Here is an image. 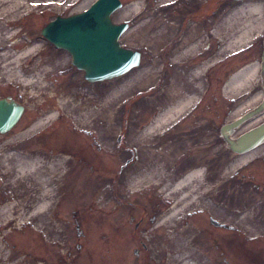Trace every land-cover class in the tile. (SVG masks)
Returning <instances> with one entry per match:
<instances>
[{
  "label": "rangeland",
  "instance_id": "374dc122",
  "mask_svg": "<svg viewBox=\"0 0 264 264\" xmlns=\"http://www.w3.org/2000/svg\"><path fill=\"white\" fill-rule=\"evenodd\" d=\"M21 1L25 2L26 10L19 9L15 13H8V16H0V28L6 31L3 37L0 35V43L8 46L11 58H14L21 50L35 46L36 41L43 48L45 56L58 58L62 68L48 74L49 67L41 65L25 76L18 74L10 80L7 79L5 69H0V96L24 98V118L27 121L37 110L42 113L48 109L59 110L62 123L59 121L55 126L56 140L50 150L64 155L68 165L57 171L56 180L48 186L49 194L53 198L49 211L57 219L55 228L59 233L46 237L23 218L13 219V212H10L7 221L0 215V241L7 244V251L12 253L15 260L35 261L37 264H102L96 257V252L102 255L105 251L104 225L108 213L114 217L115 213L121 212L127 220L132 218L129 221V231L132 230L133 223L142 216L145 231L144 236L140 234V238L148 243V253L160 264H173L170 259L174 255L170 234L177 233L181 226L175 227L174 222L159 225L160 215L168 206L163 193L154 187L128 188L127 177L150 163L159 169L162 176L173 173L182 170L185 167L183 163L197 160V153L205 152V158L202 157L199 161L206 169L208 180L203 205H192L180 213L178 218L188 229L192 243L200 252V259L204 264H224L215 254L210 256L212 252L207 243V231L201 220L206 213L217 215V212H229L226 203L230 193L226 194L224 186L227 185L225 180L232 174L230 164L233 158L225 148V141L219 137L218 127L234 116L223 115L220 106L228 103L235 90L225 92L223 86L228 78L222 83L220 75H228L230 72L232 74L235 54L243 53L261 30L256 25L252 27L251 21L254 19L261 22L262 18L258 20L256 17L264 15V4L262 10L256 13L248 10V5L255 0L220 6H216L212 0L202 9H198L190 0H186V5L181 6L182 9L173 3L175 0H121L123 6L112 14L111 19L115 23L128 22L129 27L120 36L119 42L124 47L141 51L140 64L121 76L89 82L84 78L83 71L72 64L71 55L64 49H56L42 36L41 29L56 16H67L85 10L94 0ZM237 9L238 12L234 13ZM203 10H206L207 16L202 18L199 14L195 15L196 12L203 13ZM188 14L193 17L188 18ZM225 20L233 22L238 32L248 28L250 37L213 57L223 42L213 33L215 22ZM193 27L196 28L194 35L190 32ZM178 32H183L180 41L171 50L162 51L166 41L177 36ZM191 38H196L197 47L190 46L183 53ZM3 51L0 50V55ZM199 51L202 53L193 56ZM39 52L26 57L25 65H32L41 57ZM206 59L209 60L208 64L196 76V67ZM18 60L21 61L22 58ZM9 68H12L11 65ZM176 74H180L188 82V86L179 84V81L175 82L179 84H176L178 91L196 87L198 93L181 114L174 116L157 130H167L164 141L173 138L180 141L172 150L160 153L155 149L152 153L148 140L140 133L155 114L172 100L167 94L171 91ZM37 75H40L38 80ZM22 78H28L30 83L20 82ZM63 87L71 90L72 105L76 104L79 108L75 110L76 113L65 111L61 108L64 105L61 102V107H58V98H64L60 97ZM106 100L111 101L112 118L107 117L106 108L102 110ZM249 102L250 105H255L257 100ZM40 103L43 109L39 108ZM79 111L88 113L90 117L76 121ZM204 118L207 122L205 131L190 128L194 126L189 127L195 119L194 125L204 121ZM262 119L264 115L259 119H250L243 129L255 126ZM124 123L128 126V150H123L115 140ZM200 140L206 141V146L195 144ZM31 142L29 147L25 146L31 149H23L21 154L36 152L49 155L44 149L38 150L43 148L38 141ZM18 164L15 163V168ZM32 171L35 173L31 177L29 189L23 191L16 187V195L9 200L22 203L20 208L23 217L27 216L25 213L44 186L40 182V175H44V179L51 176L47 174L49 170L46 168H35ZM3 183L4 180H1L2 185ZM220 192L224 193L223 201L217 195ZM104 193V198L100 199ZM8 196L0 193V201L9 199ZM55 207L57 213L54 215ZM153 216L156 220L149 224L147 218ZM74 219L77 220L78 227H75ZM191 258L194 259L193 256ZM199 261L191 262L194 264Z\"/></svg>",
  "mask_w": 264,
  "mask_h": 264
},
{
  "label": "flooded vegetation",
  "instance_id": "af4514ba",
  "mask_svg": "<svg viewBox=\"0 0 264 264\" xmlns=\"http://www.w3.org/2000/svg\"><path fill=\"white\" fill-rule=\"evenodd\" d=\"M190 1L197 5L198 9H202L212 0ZM244 1L245 0H214L216 6L229 3L235 5ZM173 3L177 4L179 8L182 9L181 6L186 5V0H175ZM255 3L263 5L264 0L252 1V4ZM200 13L196 12L195 15L199 14L198 16L202 18L207 16L206 10H203L202 14ZM189 17L193 16L188 14V18ZM261 18V22L257 24L261 30H259L257 35L253 38L246 50L243 53L235 54L234 58L232 73L242 70L247 65L254 66L253 72L250 74L249 78H247L248 83L245 81L246 78H243V84L235 90L234 96L228 100V103L220 106L223 115H234L231 119H227L218 127L219 137L225 141V148L233 158L230 164L232 174L225 180L227 185L224 186L227 190L226 194L230 193L226 203L229 212L222 214L217 212L219 213L217 215L206 213L201 217V220L204 222L202 223L203 228L207 231L206 238L208 247L212 252L210 256L215 254L224 264H264V141L247 151L238 152L231 148L230 144L221 134V128L224 124L237 120L250 112L256 111L239 125L229 129L231 132V139L234 141H236L243 132L255 127L264 120L262 119L253 127L246 128L245 130L243 129L248 125L247 123L250 119L255 118L257 115L259 117L264 115V107L261 108L264 103V15H262ZM182 33L178 32L177 36H172L170 41H166L162 51L171 50L172 47L180 41ZM42 51L43 49L39 52L40 58H49L45 56ZM231 75V72L228 75L221 74V82L223 83L227 78L229 79ZM0 99H6L8 102H13L23 108L20 116L13 124L3 130L0 128V193L2 194L3 192L9 195V199H2V201H0L4 204L9 202V200L16 195L15 190L17 183L12 181L13 171L16 169L13 153H19L23 151V149H31L27 147L32 144L31 141L36 140L38 144H42L43 146V148L38 150L44 149L49 154H57L58 152L55 153V151H51L50 149L54 146L53 143H55L56 140L54 139V134H56L55 126L59 121L62 123V119H60V113L59 110H57L55 118L46 125L37 127L35 130L23 135V130L31 122H34L40 117H44L51 110L48 109L45 113L37 110L36 113L34 112V116L27 121L24 118L26 111L24 98H14L10 95H6L0 96ZM251 100H257V103L255 105H250L249 101ZM39 106V108L43 109L41 103ZM243 108L245 111H242ZM124 119L127 121V117ZM196 119L193 123L196 122ZM193 123L190 124L189 127H194L190 128L203 131L206 130L207 122L205 118L204 121H200V123L196 125ZM127 129V123H124V126L122 125L115 138L116 144L122 147L123 150L129 149L127 148ZM195 144H205L206 146V141L200 140ZM132 150L135 151L134 148H132ZM251 153H253L251 157H247L242 161L238 160V158ZM205 154V152L202 154L197 153V160L200 161L202 157L205 158ZM195 161H188L186 167L192 166ZM12 163H14V166ZM1 180H4L3 185L1 184ZM217 195H219L223 201L224 193L220 192ZM115 214L114 217H111L108 213L104 225L106 226L104 254H97L96 250L93 248L99 262L102 264H160L151 253H148V243L140 238V234L144 236V218L140 216L133 223L132 230L129 231V228H131L129 221L132 220V218H128L127 220L121 212ZM147 219L149 224H152L156 220L154 216ZM74 224L75 227H78L77 220L75 219Z\"/></svg>",
  "mask_w": 264,
  "mask_h": 264
},
{
  "label": "bare ground",
  "instance_id": "6f19581e",
  "mask_svg": "<svg viewBox=\"0 0 264 264\" xmlns=\"http://www.w3.org/2000/svg\"><path fill=\"white\" fill-rule=\"evenodd\" d=\"M26 8L27 6L25 2H22L21 0H0L1 17L3 14H6V16H8V13L10 14L15 13L19 9L24 11L26 10ZM248 10L254 11L256 13L260 12L262 10V4H258V3L250 4L248 5ZM237 12L238 9L234 11V13ZM261 17L262 15H259L256 18L260 20ZM259 22L260 21H254L253 19L251 21L252 27L253 25L257 26ZM4 30L5 29L0 28V35L2 37L3 35L6 34V31ZM190 32L192 34L195 33L196 28L193 27L190 30ZM213 33L215 36H217L219 39L223 41L221 43V47L219 46L218 51L213 55V57L220 54L225 49L235 46L240 42L246 41L250 37L248 28L238 32L235 30V24H233V22L231 23L228 20L217 23L215 22ZM8 35H12V34L8 33ZM191 39L192 40L188 42L189 46L184 51H182L183 53L187 52L190 46L197 47L198 44L196 42V38H191ZM1 44L2 43H0V50L3 49L4 51L1 54L3 55L2 59L0 55V69H5L4 72L7 73L8 80L13 79V77L18 76V74H20L21 76H25L26 74L30 73L32 69L35 70L38 66L41 65L49 67L50 71L48 74H50V72L52 71L58 72L59 69L62 68L59 64L58 58L54 56L44 59L39 57L32 65L29 66L25 65L27 59L26 57L33 55L35 52H39V49L40 51L41 49H43L41 46H39V44L36 43V41H35L36 44L35 46L21 50L19 52V55H17V57L14 58H11L12 55L11 52L8 50V46L5 43L2 45ZM5 46L6 48H4ZM199 53L202 52L200 51L195 52L193 56H196ZM18 58H22V60L20 61L18 60ZM16 60L19 61V63H17ZM208 62L209 60L206 59L199 66L196 67V71H195L196 76L199 74V72L203 70L204 67H206ZM10 65L12 68H9ZM253 70H254L253 65H247L242 70L232 73V75L229 77V79L226 81V83L223 86L224 91L230 92L232 90L234 91L238 89L243 84L242 79L246 78L245 81H247V78H249ZM175 76H176L175 81L172 84L171 91H168L167 94L168 98H172V100L167 106H165L163 109H160L155 114L154 118L150 121L149 124H147L142 128L141 130L142 132L140 133L141 136H144L148 140L150 144L149 149L151 150L152 153L155 152L156 150L159 151L160 153L166 152V150H172L175 147L176 143L180 141L178 138L177 139L173 138L164 141L163 137L167 130L158 131V132L157 130L165 123L167 124L171 119H173L174 116L179 115V113L181 114V112L186 109L189 103L192 102L194 98H196V94L198 93L196 87L195 89L193 88L191 89L190 87H188L178 91L176 84L177 85L181 84L183 86L184 84H186V86H188L187 85L188 82L184 81L180 76V74H176ZM38 79H40V75H37L36 80ZM19 81L24 82L26 84L30 83V80L28 78H22ZM177 81H179V84L178 83L175 84V82ZM70 92L71 90L65 87L61 89L60 97H64V98H58L59 99L58 107L59 108L61 107L60 105L61 102L62 104H64L61 108L65 109V111L75 112V110L76 109L79 110V108H77L76 104L72 105V97L70 96ZM110 102H111L110 100H106L102 107V110L106 108L107 114L106 113L105 114L107 115L108 118H112L113 116V111H112L113 109L110 108ZM56 111L57 110H51L44 117H40L36 119L34 122H31L23 130L22 134L25 135L35 130L37 127H42L47 122H50L53 118H55ZM89 117L90 116L88 115V113H80L79 111V113L76 116L77 119L76 118L75 119L76 121H81L83 118L87 119ZM255 118L259 119V116L257 115ZM21 153L22 152L13 153L16 159V164L20 162L17 168L14 169L12 176V181L17 183V187L22 188L23 191H27L29 189L31 177L35 173L32 170H35V168H40L41 170L43 168H46L50 172V173L48 172L47 174L51 176L45 177L44 179L43 178L44 175H40L41 176L40 182L41 183L43 182L44 186L40 194L34 200V203L29 206L27 213H25L27 215L26 217H23L24 214L22 213L20 208V205L22 203H18V202H6L0 205V215H2V219H4V221H7L10 218L9 216L10 212H13L15 215L13 216V219L23 218L25 222H30L31 224H33V228L35 230L43 232L46 235V237L49 236L52 237V235H54L55 233H59V230H56L55 228V223L57 219L53 215H50L49 210L51 207V203L53 202L52 201L53 198L49 194L50 188L48 186L51 184V182L56 180L57 171H59L60 168L62 169L66 165H68V160L67 158L64 157V155L59 153L57 154L48 153L49 155L46 156L38 154L36 152L35 153L30 152L27 153L26 155L25 154L23 155ZM69 155L70 154H67V156ZM252 155L253 153L248 154L246 156L238 158V160L240 161L245 160L247 157H251ZM183 166L185 167L182 170L179 171L176 170L175 172L173 171V173H167L162 176L159 172V169L156 167L154 168L150 163V165L148 164L147 167H143V168L141 167L139 171L138 170L133 171V173H131V175L129 174V176L127 177L128 188L132 189L135 187H141V189H148L154 187L159 192L163 193L162 196L168 202V206H166L164 212L160 215L158 222L159 225L174 222L175 227L181 226V228L178 229L177 233L172 232L170 234V241L171 244L173 245V251H174L173 252L174 255L170 259H171V263L173 264L175 262H178L179 264H185L182 262L189 263L191 261L193 262L196 260L199 261L200 259V252L198 251L197 247L193 245L192 243L193 239H191L189 231L186 227H184L183 222H180L181 219L178 218V215L180 213H183L186 209H189L192 205L195 206L203 205L202 201L204 199V194L206 192L205 189L207 185L206 182L208 181L206 179V169L203 168L201 164H199L198 160H196L194 164L190 167H186V164L184 163ZM104 196L105 193L100 196V199H103ZM56 210L57 207H55L54 209V215L55 213H57ZM7 248H8L7 244L5 243L3 244V242L0 241V264H37L33 259L32 260L34 262H28L23 259L15 260V258L12 257V253L7 251ZM191 256H193L194 259L191 258ZM194 264H204V262L203 260L200 259L199 263H194Z\"/></svg>",
  "mask_w": 264,
  "mask_h": 264
},
{
  "label": "water",
  "instance_id": "95a60500",
  "mask_svg": "<svg viewBox=\"0 0 264 264\" xmlns=\"http://www.w3.org/2000/svg\"><path fill=\"white\" fill-rule=\"evenodd\" d=\"M122 6L121 0H94L81 12L56 16L41 29V34L55 47L69 52L72 64L83 71L87 81L121 76L137 67L141 61L139 50L124 47L119 42L128 23H115L111 19L112 13ZM22 109V106L0 99V128L3 130L13 124ZM254 112L222 126L221 133L234 151L244 152L264 141V120L243 132L236 141L231 139L229 129Z\"/></svg>",
  "mask_w": 264,
  "mask_h": 264
}]
</instances>
